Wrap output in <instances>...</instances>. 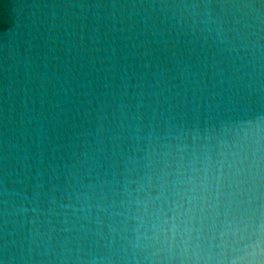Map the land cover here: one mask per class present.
I'll use <instances>...</instances> for the list:
<instances>
[{
  "label": "water",
  "instance_id": "1",
  "mask_svg": "<svg viewBox=\"0 0 264 264\" xmlns=\"http://www.w3.org/2000/svg\"><path fill=\"white\" fill-rule=\"evenodd\" d=\"M0 264H264V0H0Z\"/></svg>",
  "mask_w": 264,
  "mask_h": 264
}]
</instances>
